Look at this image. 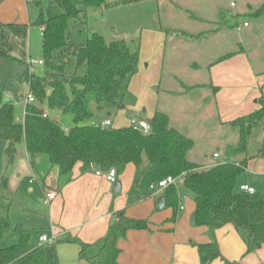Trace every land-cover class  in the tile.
Here are the masks:
<instances>
[{
    "label": "trees",
    "instance_id": "1",
    "mask_svg": "<svg viewBox=\"0 0 264 264\" xmlns=\"http://www.w3.org/2000/svg\"><path fill=\"white\" fill-rule=\"evenodd\" d=\"M142 1L48 0L46 17L41 12L35 24L41 28L43 66L51 76L29 71L22 75L21 80L34 98L33 103H25L22 121L16 120L13 105L3 100L0 91V140L7 142V163L14 162L18 146L23 142L31 159L47 155L64 183L71 180L77 163L81 164V170H88L91 165L103 172L114 168L118 176L131 164L137 174L132 188L140 189H147L151 183L167 176L184 174L183 187L192 194L194 202V226L215 231L231 224L244 240L246 252L259 249L264 245V192H242L238 188V179L246 171L250 159L259 157L264 163V137L257 153L247 155L252 130L262 121L264 130V98H258V110L227 122L237 128L238 141L226 146L224 158L209 167L189 160L193 140L172 127L168 116L162 112H154L150 131L146 134L130 124L103 127L89 123L95 111L106 105H113L117 110L125 108V90L130 78L138 71L139 41H107L101 32L89 31L88 14ZM262 15L264 3L247 16L257 18ZM72 28L88 29L85 42L72 43ZM179 33L188 38L202 37V33L198 37L183 31ZM71 55L75 59V71L67 76L64 70ZM229 56L224 55L221 59ZM44 106L71 114L73 125L63 129L45 113ZM240 155L242 159H233ZM144 163L146 167L142 169ZM12 196L0 184V202H11ZM163 198L164 205L173 210V221L179 193L174 186H169L163 191ZM113 217L105 234L93 244L98 247L96 253L87 255L92 244L70 235L50 243H39L37 229L13 224L7 215L0 213V242L6 234L17 236L15 244L0 247V264H59L57 245L66 242L77 244L79 257L90 264H118L117 241L129 230L148 229V222L129 218L124 211L114 212ZM194 245L200 264H209L216 259L224 264H240L225 259L215 240Z\"/></svg>",
    "mask_w": 264,
    "mask_h": 264
},
{
    "label": "crops",
    "instance_id": "2",
    "mask_svg": "<svg viewBox=\"0 0 264 264\" xmlns=\"http://www.w3.org/2000/svg\"><path fill=\"white\" fill-rule=\"evenodd\" d=\"M33 2V0H0V61L13 65L11 69L14 75L9 82L17 79L22 83V75L26 71L30 72L27 61L31 56V37L37 26L35 22L41 13L32 7ZM231 6L235 7L234 3ZM255 9L251 3L246 2L239 13L246 16ZM237 13L232 11L225 15L218 10L214 21L202 18V22L212 24V27L202 30V37H198L201 33H189L198 38H188L180 33L173 34L172 44H177L175 48H183L184 66L182 67L189 74L181 77L182 79L173 64L175 58L173 49L167 60V67L164 68L166 43L159 40L167 38L165 32L168 30L160 25L156 27L155 30L161 31L165 36L157 40L159 46L155 48V57L151 62L148 58L140 57V36L138 71L130 78L127 85V88L135 89L141 95L134 110L149 111L146 118H142L140 114L136 116L135 111H131V118L148 121L155 111L166 114L172 127L193 140L194 146L188 153L189 160L203 167L219 162L220 149L224 151L226 146L234 145L238 141L237 128L228 125L227 122L258 110L257 100L260 97L264 98V15L253 18L252 22L231 21ZM244 22L248 24L246 27L243 26ZM237 26H240L241 34L233 37ZM39 29L41 34V28ZM114 39L110 37L106 40ZM201 45L202 61L197 59L200 52L198 47ZM185 53L189 56H185ZM227 54L230 56L221 59ZM145 60H148L147 63ZM2 96L3 100L9 103L10 95L2 93ZM21 98L23 99V96ZM125 110L128 111L127 107L122 111ZM131 118H128L126 125L121 126H128ZM16 120L20 121L17 118ZM109 121L113 127H121L115 125L114 121ZM94 123L93 120L92 124ZM208 125H212L210 129L215 131L214 136L207 130ZM62 128L67 130L69 127ZM227 131L232 133L230 139H221L216 135L217 132L221 136L223 133L226 135ZM200 144L217 147L213 154L217 153L219 157L205 158L203 163L190 159V154ZM22 149L25 152L24 144ZM17 151L16 158H19L21 151L19 148ZM242 158L237 156L233 159ZM261 161L264 168L263 159ZM31 165L33 166L32 163ZM52 168L56 173V187L48 191L54 193V198L45 205L48 234L42 231L39 235H46L52 242L65 235L77 237L87 244H92L86 254L93 255L98 249L97 245L93 244L105 234L114 218L113 213L124 211L129 218L146 220L148 229L129 230L117 241L118 264H200L194 244L213 240L217 242L222 256L229 261L240 264H264V245L254 251L246 252L244 240L231 224H226L215 231H210L205 226H194L193 197L184 207L181 202L185 196L181 195L177 187L175 188L179 193L180 205L178 204L176 217L172 221V208L165 205L163 208L157 206L158 198L163 196L162 191L156 194L149 188H132L137 174L131 164H128L124 172L117 176V180L121 183L118 193H112L113 184L107 182L103 176H97L93 168L81 170V164L77 163L73 168L71 180L67 183L58 177L57 168L51 166ZM34 179L39 180L44 191L46 186L44 178L39 175ZM34 179L28 176L30 183ZM240 184L245 183L238 181V185ZM246 184L258 191L254 185ZM178 185L187 191L182 182ZM31 189L28 188L29 191ZM57 255L59 264H90L88 260L79 257V247L75 243H59ZM209 264H224V262L216 259Z\"/></svg>",
    "mask_w": 264,
    "mask_h": 264
},
{
    "label": "rangeland",
    "instance_id": "3",
    "mask_svg": "<svg viewBox=\"0 0 264 264\" xmlns=\"http://www.w3.org/2000/svg\"><path fill=\"white\" fill-rule=\"evenodd\" d=\"M32 7L37 12H42L43 17H46V9L48 6V0H33ZM233 2L235 7H232L230 3ZM246 2L251 3L253 9L259 7L264 3V0H143L140 3L121 5L115 9L105 10L102 13H90L88 14V29L89 31H99L106 39L114 37L115 39H124L132 43L139 41L141 36L140 57L148 58L150 62L154 59L155 48L159 46V41L166 43L164 50V68L167 67V60L170 52L173 49L175 53L174 67L178 69L179 77L188 76V71L184 70L182 66L183 48H175L177 44H172L174 36L173 34L180 31L186 33L199 34L206 27H212V24L208 22H202V18L215 20L217 17V11H222L223 14L228 15L229 12H238L237 16L232 18L231 21L249 20L253 21L250 16H245L240 12V9L245 7ZM239 14V15H238ZM160 25L162 28L167 29L165 33L167 38L165 40H159L164 38L165 35L161 31L155 30ZM88 29L79 30L78 28H72L70 30V40L73 44L77 45L85 42L88 36ZM213 31V30H212ZM233 37L240 36V30L233 32ZM145 40V42H143ZM200 52L198 53V60L202 59V45L199 46ZM161 50L159 48V54ZM189 53V52H187ZM185 53V56L189 54ZM191 55V54H190ZM57 54H55V57ZM30 60H42V48H41V34L39 27H35L31 37V56ZM148 60H145L146 63ZM144 63L142 62V65ZM13 65L0 61V91L1 93H7L10 95V101L14 107L15 118L22 121L23 112L25 107V97L27 94V87L18 80L9 82V79L14 75V71L11 69ZM75 71V59L71 55L69 56V62L65 66L64 74L71 75ZM30 72L37 75L51 76L46 68L42 65H33L30 67ZM19 77V75H18ZM15 79V78H14ZM182 79V78H181ZM23 96V99L21 98ZM141 98V95L135 89L126 88L124 93L125 107L128 111H135V115L142 118H146L149 111L143 112L142 110H134L136 102ZM133 107V108H132ZM45 113L62 127H71L73 125L72 115L68 113H61L56 110H50L47 106H44ZM126 110H117L113 105H106L103 109L95 111V117L90 120L92 123L94 120L96 124H101L104 120H112L115 125L121 126L128 123ZM208 125L207 130L215 135V131L210 129ZM263 121L252 130L247 155L254 156L257 153L263 141ZM224 130V129H223ZM221 139H230L232 133L227 131V134L221 136L216 133ZM218 137V138H219ZM23 142L18 146L20 157L16 158L12 164L7 163L5 148L7 142L0 140V184L6 192L11 193L13 200L11 202H0V213L7 215L13 224L20 223L27 228H36L39 235L42 231H46L48 228L47 215L45 212V205L42 203V197L48 193L49 190L55 189V176L53 168L47 155H38L36 159H31L23 151ZM22 146V147H21ZM218 149L217 147L205 144L199 145L191 154L190 159L194 161H200L203 163L205 158H212L213 151ZM220 149V148H219ZM225 150V149H224ZM220 158H224V151L220 149ZM241 156V155H240ZM219 160V159H218ZM198 162V163H200ZM33 164V166L31 165ZM146 167V163L143 164L142 169ZM32 176L33 179L41 175L45 180L44 191L41 189L39 180H33L29 182L28 176ZM255 178V181L253 179ZM239 183H250L256 187L257 192H264V168L262 161L259 157H254L249 161L248 170L245 171L238 179ZM32 189L29 191L28 188ZM181 191V195H184V199L181 204L186 207L188 201H191L192 194L177 186ZM158 194L159 192H154ZM190 204V203H189ZM180 205V203H179ZM186 211V210H185ZM48 234V233H47ZM17 242V236L15 234H6V236L0 242V247H8Z\"/></svg>",
    "mask_w": 264,
    "mask_h": 264
},
{
    "label": "built area",
    "instance_id": "4",
    "mask_svg": "<svg viewBox=\"0 0 264 264\" xmlns=\"http://www.w3.org/2000/svg\"><path fill=\"white\" fill-rule=\"evenodd\" d=\"M231 5H233V3ZM247 25H248L247 23H245V22L243 23L244 27H246ZM236 29L240 30V26H237ZM27 65L29 67H31L33 65H42L43 66L44 63H43V60H38V61L28 60ZM6 97H8V95H6ZM25 100H26V103H33L34 102L33 96L30 93H28V91H27ZM43 116L45 117L46 115H43ZM109 125H110L109 120H106L103 123H101V126H103V127L109 126ZM130 125H132L135 129L141 131L144 134H146L150 131V124L146 120H143V119L131 118L130 119ZM213 157L218 158L219 154L214 153ZM91 168L94 169V172L97 176H103L105 178V180L107 182H109L110 184H114L117 181L118 175H117V172L114 168H110L109 170H107L105 172L94 168L93 165H91ZM183 179H184V174H181L177 177L167 176V177L159 180L156 183H151L148 188L153 192H161V191L163 192L169 186L177 187V185L179 183L183 182ZM238 188L240 191L248 193V194H253L255 192L254 188L250 187L247 184H240L238 186ZM53 198H54V193H46V194H44V197L42 199V203L44 205H48ZM179 208L182 209V207H179ZM38 242L39 243H50V242H52V240L47 238L46 235H41V236H39Z\"/></svg>",
    "mask_w": 264,
    "mask_h": 264
},
{
    "label": "water",
    "instance_id": "5",
    "mask_svg": "<svg viewBox=\"0 0 264 264\" xmlns=\"http://www.w3.org/2000/svg\"><path fill=\"white\" fill-rule=\"evenodd\" d=\"M127 117L128 118H131L132 117V112L131 111L128 112ZM147 122L149 124H151V121L150 120H148ZM120 189H121V183H120V181L117 180L113 184V186H112V193H118V192H120ZM157 206L159 208H163L164 207V198H163V196H161V197L158 198V200H157Z\"/></svg>",
    "mask_w": 264,
    "mask_h": 264
}]
</instances>
